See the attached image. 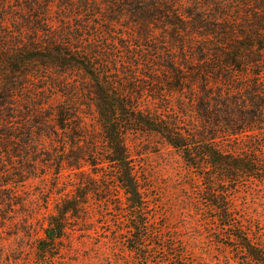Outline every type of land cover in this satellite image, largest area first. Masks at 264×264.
Listing matches in <instances>:
<instances>
[{
	"label": "trees",
	"instance_id": "16d2710c",
	"mask_svg": "<svg viewBox=\"0 0 264 264\" xmlns=\"http://www.w3.org/2000/svg\"><path fill=\"white\" fill-rule=\"evenodd\" d=\"M92 1L0 0V153H37L30 146L43 141L65 147L55 175L79 174L74 197L55 208L56 235L81 210L80 222L89 220L82 200L111 169L129 209L127 250L149 264L154 248L140 228L149 233L154 222L129 144L158 139L197 182L192 207L231 251L226 264H264L263 237L236 216L233 195L243 182L264 187V0H246L252 11L238 19L228 12L239 0L211 4L209 17L196 6L174 10L176 0H104L101 17ZM126 14L127 39L113 32ZM20 179L0 188L14 196Z\"/></svg>",
	"mask_w": 264,
	"mask_h": 264
},
{
	"label": "rangeland",
	"instance_id": "374dc122",
	"mask_svg": "<svg viewBox=\"0 0 264 264\" xmlns=\"http://www.w3.org/2000/svg\"><path fill=\"white\" fill-rule=\"evenodd\" d=\"M169 1L175 3V0ZM176 1L172 5L174 10L183 11L196 6L208 17L214 10L211 4L231 2ZM92 2L102 17L107 10L106 3L104 0ZM247 5L246 0H239L228 15L238 19V14L250 13L252 10ZM59 6L56 2L52 8L55 15ZM121 17L117 20L120 23L113 26V32L127 39L128 35H132L134 26L127 14ZM92 21L94 29L100 32L106 26L99 17ZM112 37L117 38L116 35ZM131 45L137 46L135 42ZM162 48L168 51L164 46ZM16 146L21 144L13 147ZM129 147L148 201L145 214L154 222L149 233L140 228L141 238L146 237L154 248L149 253V264H226L231 251L214 241L210 236L212 227H207L203 218L198 216L199 212L192 207L198 190L197 182L191 180L177 154L158 139L137 137ZM30 148L38 152L15 154L12 158L0 153V165L8 163L9 166L12 163L15 169L19 165L26 167L31 164L35 167V171L25 170L22 174L14 168H6V174L0 173V184L17 175L21 178V182L14 185V196L7 189L0 188V264H144L143 258L133 257L127 250L129 209L125 206L118 184L112 181L116 174L111 169L103 171V178L97 183L101 188L82 200L89 207V220L80 222L81 210L78 220L70 218L61 222L63 228L60 235L53 233L58 219L55 208L74 197L79 172L62 171L59 176L55 175L53 167L64 157L62 152L65 150L59 144L43 141L31 144ZM81 171L90 173L87 167ZM242 186L233 194L237 205L235 214L245 219L252 231L260 233L264 240V187L248 182H243ZM12 205L14 207L11 208ZM139 254L143 255L142 252Z\"/></svg>",
	"mask_w": 264,
	"mask_h": 264
},
{
	"label": "water",
	"instance_id": "95a60500",
	"mask_svg": "<svg viewBox=\"0 0 264 264\" xmlns=\"http://www.w3.org/2000/svg\"><path fill=\"white\" fill-rule=\"evenodd\" d=\"M50 235H52V233Z\"/></svg>",
	"mask_w": 264,
	"mask_h": 264
}]
</instances>
